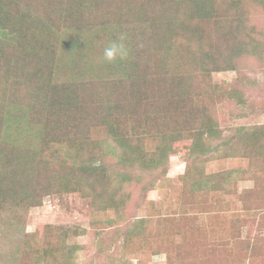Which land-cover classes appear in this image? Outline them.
Instances as JSON below:
<instances>
[{
    "label": "trees",
    "instance_id": "obj_1",
    "mask_svg": "<svg viewBox=\"0 0 264 264\" xmlns=\"http://www.w3.org/2000/svg\"><path fill=\"white\" fill-rule=\"evenodd\" d=\"M258 8L264 12V0H0V199L24 202L26 208L52 191L48 181L38 182L43 157L37 138L44 128L57 150H73L72 158L83 151L89 155L80 171L69 162L56 183L91 197L101 192L106 208L117 207L114 194L135 181L134 169H165L184 140L191 141L190 156L223 145L228 156H246L252 163L264 160V128L242 126L231 137L220 136L217 103L242 95L213 81L214 72L240 70L242 60L248 68L250 58L264 64V28L250 22ZM121 36L127 55L105 61L104 49ZM82 60L87 62L85 73L106 68L105 75L116 80L112 96L95 100L98 107L89 118L97 131L87 124L77 99L59 91L51 100L63 97L55 109L57 114L64 111L63 119L41 126L38 107L46 97L45 83L51 84L64 63ZM44 64L48 68L41 70ZM13 82L32 88L34 109H8L12 101L1 97L11 92ZM27 134L36 137L35 144H18L21 151L10 157L5 143L21 142ZM144 137L156 141L153 150L141 146ZM215 139L220 141L214 146ZM107 159L121 165L117 188L109 192ZM229 172L232 179L247 175L241 168ZM74 178L75 183H88V189L72 183ZM71 250L58 252L66 256Z\"/></svg>",
    "mask_w": 264,
    "mask_h": 264
},
{
    "label": "rangeland",
    "instance_id": "obj_2",
    "mask_svg": "<svg viewBox=\"0 0 264 264\" xmlns=\"http://www.w3.org/2000/svg\"><path fill=\"white\" fill-rule=\"evenodd\" d=\"M250 22L264 28L263 10L254 9ZM99 44L95 43L97 51L102 49ZM247 61L251 68L242 60L240 70L213 73V81L224 82L242 95L239 100L225 96L217 103L221 137H231L242 126L264 128V64L253 58ZM64 64L51 84L43 87L46 97L38 107L44 121L41 126L51 119H63L64 111L59 115L55 111L63 97L56 94L57 100H51V94L59 91L77 99L87 124L97 131L96 123L89 118L98 107L95 100L104 99L106 94L112 96L116 80L105 75L106 68L96 70L94 75L85 73V60ZM47 68L44 64L41 70ZM31 90L13 82L11 92L1 98L12 101L8 109H34ZM48 132L44 128L40 141L37 138L42 150L39 157H43L38 182L48 181L52 191L46 190L38 205L26 208L22 207L24 202L0 199V264H63L65 258L69 264H264V160L252 163L246 156H228L223 145L190 156L191 141L184 140L181 151L170 156L165 169H134L135 181L114 194L117 207L106 208L103 193L93 190L91 197L56 183L72 163L80 171L89 155L83 151L72 158L73 150H57ZM32 139L36 137L27 134L21 142H6L4 146L11 157L21 151L18 144L33 146ZM219 141L215 139L213 145ZM155 145L151 137L141 141L145 151ZM107 161L109 192L117 188L121 165L115 159ZM236 168L247 175L230 178L229 171ZM71 182L88 189L85 181L75 183L74 178ZM62 248L73 251L65 256L58 252Z\"/></svg>",
    "mask_w": 264,
    "mask_h": 264
},
{
    "label": "clouds",
    "instance_id": "obj_3",
    "mask_svg": "<svg viewBox=\"0 0 264 264\" xmlns=\"http://www.w3.org/2000/svg\"><path fill=\"white\" fill-rule=\"evenodd\" d=\"M124 37L121 36L119 41L112 42L104 49L103 58L107 62H113L117 58L123 59L126 55L125 45L123 44Z\"/></svg>",
    "mask_w": 264,
    "mask_h": 264
}]
</instances>
